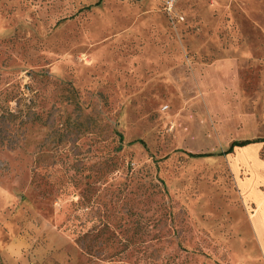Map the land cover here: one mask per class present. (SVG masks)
Listing matches in <instances>:
<instances>
[{
	"label": "rangeland",
	"instance_id": "374dc122",
	"mask_svg": "<svg viewBox=\"0 0 264 264\" xmlns=\"http://www.w3.org/2000/svg\"><path fill=\"white\" fill-rule=\"evenodd\" d=\"M261 139L264 0H0V264H264Z\"/></svg>",
	"mask_w": 264,
	"mask_h": 264
},
{
	"label": "trees",
	"instance_id": "16d2710c",
	"mask_svg": "<svg viewBox=\"0 0 264 264\" xmlns=\"http://www.w3.org/2000/svg\"><path fill=\"white\" fill-rule=\"evenodd\" d=\"M261 140L264 141V139H261ZM245 144H247V142L235 140L230 143L227 149L220 151L217 154L214 152H197V153L188 152V155L191 158H202V157H208V156H213V155H226V154L232 153L236 147L243 146Z\"/></svg>",
	"mask_w": 264,
	"mask_h": 264
},
{
	"label": "crops",
	"instance_id": "0c3cea01",
	"mask_svg": "<svg viewBox=\"0 0 264 264\" xmlns=\"http://www.w3.org/2000/svg\"><path fill=\"white\" fill-rule=\"evenodd\" d=\"M255 204H256V207H255V209H254V212L250 215V217H248L249 218V221H252V223H255L254 221L255 220H257L258 218H257V215H259L258 213H259V202H255ZM264 218V217H263ZM259 219H260V217H259ZM258 219V220H259ZM257 220V221H258ZM256 228V225H254V229ZM264 230V228H261V231H263ZM255 233L256 234H258V236H260V243H261V248H260V252H261V254H262V257H263V261H264V235H262L259 231H258V229L256 228L255 230Z\"/></svg>",
	"mask_w": 264,
	"mask_h": 264
},
{
	"label": "built area",
	"instance_id": "2783aa9c",
	"mask_svg": "<svg viewBox=\"0 0 264 264\" xmlns=\"http://www.w3.org/2000/svg\"><path fill=\"white\" fill-rule=\"evenodd\" d=\"M176 1L177 0H164L165 4L169 10H171L173 8Z\"/></svg>",
	"mask_w": 264,
	"mask_h": 264
}]
</instances>
